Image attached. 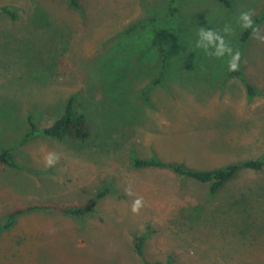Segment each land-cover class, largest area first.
Masks as SVG:
<instances>
[{
	"label": "rangeland",
	"instance_id": "374dc122",
	"mask_svg": "<svg viewBox=\"0 0 264 264\" xmlns=\"http://www.w3.org/2000/svg\"><path fill=\"white\" fill-rule=\"evenodd\" d=\"M232 1L227 9L181 0L169 22L170 0H80V9L69 0H0L19 17L0 15V150L14 148L23 168L0 162V228L31 207L88 206L109 190L82 219L20 215L0 235V264H143L139 238L150 264H264V170H244L212 195L209 185L133 166L156 158L217 170L264 156V24L239 46L248 29L241 15L253 25L264 0ZM236 53L253 98L230 76ZM71 99L88 119V141L41 135L18 146L30 117L48 128ZM49 153L59 157L51 168Z\"/></svg>",
	"mask_w": 264,
	"mask_h": 264
},
{
	"label": "trees",
	"instance_id": "16d2710c",
	"mask_svg": "<svg viewBox=\"0 0 264 264\" xmlns=\"http://www.w3.org/2000/svg\"><path fill=\"white\" fill-rule=\"evenodd\" d=\"M218 3L225 6L227 9L233 8V1L232 0H215ZM69 4L74 9H80L81 4L80 0H69ZM181 0H170V6L168 10V14L166 16L167 21H172L178 17L180 14V7ZM0 15L9 17L12 21H18L19 17L17 12L10 8V7H3L0 8ZM264 24V14L262 17L257 18L255 23L252 27H249L245 33L241 36L240 39V51L243 52L245 46L247 45L250 38L253 34L257 31V29ZM140 28V25H136L132 28L131 31L134 29ZM144 28V26H142ZM168 34V39L165 41V46L161 49V56H162V75L165 74L167 71V60L169 57V47L173 40L174 30L169 29L166 30ZM168 47V48H167ZM231 77H237L246 86L248 91L249 97L253 98L257 95L256 89L244 78L243 68L241 64H238V68L235 71L230 72ZM159 83V82H158ZM151 87H148L145 90V101L149 103V99L147 97ZM29 125L31 131L26 135V137L21 141L18 146H25L27 143L33 141L34 139L38 138L39 136L43 135L47 138L64 141L66 139L74 140L77 142H86L88 141L91 136L92 132L89 127L88 119L85 115L78 113L75 108L74 100L71 99L67 105L66 113L63 117L57 120L52 126L44 129H39L37 124L34 123L32 117L29 118ZM15 152L14 148L0 150V162L3 164L8 165L12 169L23 170L21 166H19L15 161L12 160L13 153ZM133 166L135 169L138 170H145V169H157V170H168L175 175L195 181L197 183L203 185H209L210 191L212 195H218L224 188L231 183L236 177L244 170H251V171H263L264 170V156L255 160H250L241 163H234L230 164L224 168L217 169V170H195L183 166L178 163H165L159 159H134ZM109 193V190L100 191L95 198V201L83 207H62V208H51V207H31L26 211L19 212L18 214L12 215L10 217V224L4 228H0V235L4 231V229H10L14 226L16 219L23 214L32 213L35 211H56L60 212L64 215L82 219L92 213L95 212L98 202L106 197ZM135 250L139 258L142 260L143 264H150L145 259L144 253V239L139 238L135 240ZM161 264V263H156Z\"/></svg>",
	"mask_w": 264,
	"mask_h": 264
},
{
	"label": "clouds",
	"instance_id": "9594fccd",
	"mask_svg": "<svg viewBox=\"0 0 264 264\" xmlns=\"http://www.w3.org/2000/svg\"><path fill=\"white\" fill-rule=\"evenodd\" d=\"M241 20L243 21V25H242L243 28L247 29L249 27H252V19H251V15L250 14H248V13L242 14L241 15ZM227 30L228 29H225V31H227ZM199 34H200V36H202V37H204L205 39H208V40H212L214 38V32L213 31L205 32L204 29H201ZM223 50H224V45H223V40H221L220 50H218L215 53V56L219 57L222 54ZM227 51H228L229 55H232V49L230 47L227 49ZM238 59H239V53H236L232 57V60L229 62L228 67H229L230 71L237 70L238 64L236 63V61H238ZM58 160H59L58 156H56L54 153H49L45 157V160H44L45 167H48V168L54 167L55 164L58 162ZM137 204H139V201H137ZM133 210L135 211L136 208L134 207Z\"/></svg>",
	"mask_w": 264,
	"mask_h": 264
},
{
	"label": "crops",
	"instance_id": "0c3cea01",
	"mask_svg": "<svg viewBox=\"0 0 264 264\" xmlns=\"http://www.w3.org/2000/svg\"><path fill=\"white\" fill-rule=\"evenodd\" d=\"M232 78H237V77H232ZM237 79H239V78H237ZM240 80V79H239ZM241 81V80H240Z\"/></svg>",
	"mask_w": 264,
	"mask_h": 264
}]
</instances>
